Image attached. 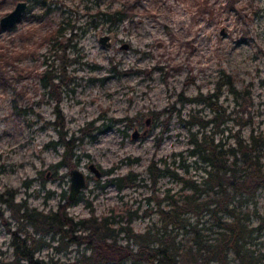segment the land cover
Wrapping results in <instances>:
<instances>
[{"label": "rangeland", "instance_id": "obj_1", "mask_svg": "<svg viewBox=\"0 0 264 264\" xmlns=\"http://www.w3.org/2000/svg\"><path fill=\"white\" fill-rule=\"evenodd\" d=\"M18 2L27 3L20 22L0 27V195L13 193L14 203L26 201L45 213L66 205L74 220L88 218L91 210L96 216L110 209L137 212L131 227L143 232L157 220L147 200L151 162L166 160L181 175L185 166L188 177L200 180V163L188 156L189 132L181 119L211 118L202 102L186 100L214 93L223 77L238 92L231 96L226 86L221 90L218 104L228 116L223 128L231 134L240 130L244 138L251 130L264 133V0H0V19ZM113 10L124 15L115 27L94 17ZM62 22L73 27L63 37L64 44L70 39L66 80L71 82L58 85L57 79L58 87L48 91L40 82L47 65L54 67L53 75H62L60 54L50 51L45 37ZM104 37L108 48L99 43ZM56 106L62 134L82 138L77 159L65 158L64 148L53 146L59 141ZM147 120V135L133 139ZM89 123L97 128L93 139ZM174 155L181 156L172 163ZM72 170L84 174L86 187L68 205ZM128 173L143 181L121 190L109 182ZM178 188L164 176L156 189L163 196ZM255 202L264 212V186ZM0 214V259L8 260L18 222L2 203ZM44 238L50 246L37 252L39 259L71 262L85 252L74 245L55 252V241ZM253 238V249L264 253V230ZM119 241L125 243L124 237Z\"/></svg>", "mask_w": 264, "mask_h": 264}, {"label": "trees", "instance_id": "obj_2", "mask_svg": "<svg viewBox=\"0 0 264 264\" xmlns=\"http://www.w3.org/2000/svg\"><path fill=\"white\" fill-rule=\"evenodd\" d=\"M41 6L44 9L43 4ZM94 17H100L102 23H109L111 28L121 22L124 15L122 10H113L97 12ZM72 29L62 22L45 37L51 45L50 51L60 54L59 72L62 75H53L54 67L47 65L50 70H46L40 80L45 90L58 87L54 83L57 79L58 85L68 86L71 82L66 80V45L70 39L64 44L63 37ZM224 86L231 96L237 95L231 79L223 77L217 82L214 93L205 97L199 94L197 98L186 100L202 102L212 113L211 118L189 115L187 120L181 119L189 132L188 156L195 157L200 163V180L188 177L185 166L184 175L170 170L166 160L151 162L147 167V178L151 181V196L147 200L148 205L152 203L157 217L152 226L143 232H135L131 224L137 212L128 210L120 214L110 209L108 214L101 216L91 210L88 218L74 220L68 216L66 205L45 213L28 207L26 201L14 203V194L6 192V199L0 195V203L11 211L18 227L11 232V259H0V264H264V253L253 249V236L264 230V212L257 211L255 202L257 192L264 186V133L255 134L251 130L244 138L240 130L231 134L223 128L228 116L218 103ZM55 114L59 141L53 146H62L65 158L77 159L75 150L82 138L63 135V120L57 106ZM153 116L155 119L160 115ZM93 123L87 126L92 128ZM193 127L197 130L192 131ZM95 130L97 128H92L88 134L91 139ZM217 135L220 139L216 141ZM180 156L174 155L172 163ZM164 176L170 177L179 188L176 191L167 189L159 196L156 188ZM137 181L143 179L128 173L109 182L121 190L135 187ZM122 221L124 223L120 225ZM46 235L55 241V252L66 251L73 245L82 246L85 252L71 262L53 257L39 259L37 252L50 246L44 238ZM120 235L125 243L119 241Z\"/></svg>", "mask_w": 264, "mask_h": 264}, {"label": "water", "instance_id": "obj_3", "mask_svg": "<svg viewBox=\"0 0 264 264\" xmlns=\"http://www.w3.org/2000/svg\"><path fill=\"white\" fill-rule=\"evenodd\" d=\"M26 10L27 3L18 2L10 13L0 19V27H2L3 29L14 28V26H16L20 22ZM108 39V37H104L99 40V43L103 48L109 47L110 44L107 43ZM149 123L150 120H147L145 123V128L141 132V134L137 130H135L132 134V138L136 139L139 136L145 137L147 135ZM89 170L95 174L96 178H99L101 176V174L93 165L89 166ZM85 187L86 177L84 176V174L79 170H72L70 172V189L68 197L69 202L74 201L76 197L81 193V191L85 189Z\"/></svg>", "mask_w": 264, "mask_h": 264}]
</instances>
